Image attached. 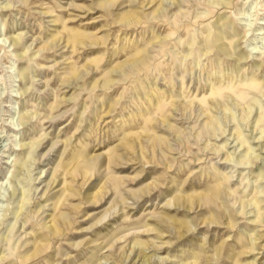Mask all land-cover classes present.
Returning a JSON list of instances; mask_svg holds the SVG:
<instances>
[{"label":"rangeland","instance_id":"1","mask_svg":"<svg viewBox=\"0 0 264 264\" xmlns=\"http://www.w3.org/2000/svg\"><path fill=\"white\" fill-rule=\"evenodd\" d=\"M260 131L264 0H0V264H264Z\"/></svg>","mask_w":264,"mask_h":264},{"label":"bare ground","instance_id":"2","mask_svg":"<svg viewBox=\"0 0 264 264\" xmlns=\"http://www.w3.org/2000/svg\"><path fill=\"white\" fill-rule=\"evenodd\" d=\"M133 16V15H132ZM134 17H136V16H134ZM132 20V19H131ZM129 22H130V20H128ZM139 58H141V56H139ZM111 82V81H110ZM259 135V137H262L263 136V134H264V131H260L259 133H258ZM249 150H252L251 148H249ZM249 150H248V152H249ZM247 152V154H249ZM97 156V155H96ZM55 182V180L53 179V183ZM196 206H198V204H196V203H194V202H190L189 204H186L185 205V207H187L188 209H193L194 207H196ZM253 217H255L252 221H255V219H258V217H259V214H255ZM65 220H66V216L64 215V214H62L61 216H60V224H61V228H62V224H64V222H65ZM49 228L51 229V230H53V231H58L59 230V228L57 227V226H55L53 223H50V225H49ZM254 241V240H253ZM136 257H145V255L143 254V252H141V250L138 252H136ZM149 258V257H148ZM28 259V258H27ZM253 262H251V264H252ZM246 264H249V263H246Z\"/></svg>","mask_w":264,"mask_h":264}]
</instances>
